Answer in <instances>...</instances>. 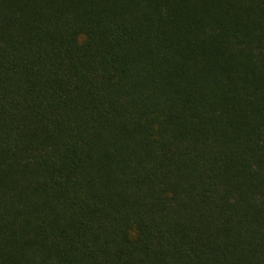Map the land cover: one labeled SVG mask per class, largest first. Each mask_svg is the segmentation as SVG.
<instances>
[{
    "label": "trees",
    "instance_id": "trees-1",
    "mask_svg": "<svg viewBox=\"0 0 264 264\" xmlns=\"http://www.w3.org/2000/svg\"><path fill=\"white\" fill-rule=\"evenodd\" d=\"M0 264H264V0H0Z\"/></svg>",
    "mask_w": 264,
    "mask_h": 264
}]
</instances>
